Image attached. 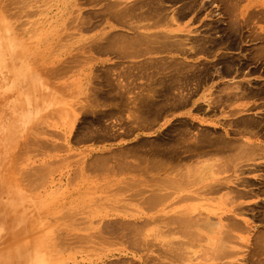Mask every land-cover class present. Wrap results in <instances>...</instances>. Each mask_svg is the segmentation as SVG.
I'll return each instance as SVG.
<instances>
[{"label": "rangeland", "instance_id": "1", "mask_svg": "<svg viewBox=\"0 0 264 264\" xmlns=\"http://www.w3.org/2000/svg\"><path fill=\"white\" fill-rule=\"evenodd\" d=\"M116 1L127 7L117 12L110 5ZM135 1L0 0V39L9 42L17 72L9 83L0 73V258L11 254L10 264L231 262L216 250L219 229L196 246L185 244L189 235L177 229H133L126 221L153 220L144 202L147 175L172 173L177 180L178 169L169 171L170 163L195 145L209 156L188 171L193 184L195 177L204 188L211 179L228 188L258 184L243 179L263 175L264 166L251 167L264 159L244 144L252 142L250 132L264 133V13L252 14L264 0H150L152 6L132 8ZM152 7L161 9L148 13ZM14 85L22 88L23 100L14 95ZM190 107L199 120L171 121L153 141L124 142ZM17 108L29 109L26 124L15 119ZM10 121L17 136L9 133ZM118 137L115 147H97ZM11 138L19 140L13 145ZM155 163L161 166L155 169ZM224 197L218 212L212 210L215 228L238 205L233 194ZM252 210L264 214V203ZM115 219V226L107 224ZM158 220L164 226L169 221ZM233 233L230 241L244 243L229 245L235 260L264 264L262 247L250 245L255 234ZM143 239L149 244L134 245ZM19 246L23 252L17 253Z\"/></svg>", "mask_w": 264, "mask_h": 264}, {"label": "crops", "instance_id": "2", "mask_svg": "<svg viewBox=\"0 0 264 264\" xmlns=\"http://www.w3.org/2000/svg\"><path fill=\"white\" fill-rule=\"evenodd\" d=\"M257 10L264 12V4L262 5V9H257ZM257 115L260 116L261 114H257ZM263 115L264 114H262L261 116H263ZM184 118H190L194 121L199 120V118H196L194 116V111H193L192 107L186 108L182 111L169 113V115L167 117H165L159 125L152 126V127L150 126V128L144 132L132 133L133 135L125 138L124 142L126 144H131V143H134L138 139L139 140L153 141L156 136H159L160 134H162L163 132L166 131V129L169 127L168 124L171 121H176L178 119H184ZM248 137L252 141L250 145L253 149H251V151H253L254 154H258L260 156V159L261 158L264 159V133L252 131V132H250ZM124 142L120 143V144H124ZM118 143H119V137L112 139L110 141H104L103 143L98 144L97 147L110 148V147H115L116 144H118ZM251 151H249L248 153L251 154L252 153ZM206 155H208V154H206ZM206 155H204L203 150L194 149V151H190L189 153L185 152V153L180 154L178 162L174 161L170 164L169 170H171V169L174 170V169L178 168V179H177V181H178V187H179L178 189L179 190L177 192V195H175L176 192L173 191V188H172V186L174 187V185H175L174 183H176V182H174L176 179L174 178V175L172 173L167 175V174H161V173L157 172V173H154L152 175H150V174L147 175L146 181L150 182L151 185L146 190V195L144 196V199H145L144 202L147 205V208L149 209V213H152V216H155V217L153 218L154 220H152V218L150 217V219H148L147 222H143V225L141 228H143L144 226H147L149 228L156 226L157 228L161 227L163 229H166V227H167L168 229H178L179 231L182 232V233H180L181 236L183 235V230H184L185 235L187 236L186 232L189 229L186 226H190L189 228H191L192 226L195 225L198 227L196 228L194 226L195 229H194V227H192V229L195 230L196 232L198 231L200 233L199 237H197L198 232L195 233V231H194L193 233L196 236L190 235L189 236V242L186 241L185 244L194 243V244H196V246H199L201 244L208 243L209 237L212 233L210 226H212V225H213V227L215 226V222L217 221L216 217H218L217 215L214 214L215 212H213V211L217 210V212H218V210H219L218 204H219L220 200H222V197L225 196V193L229 192V193L233 194V196L237 200L238 205L236 207V210H234V211H230L231 210L230 208L227 209L228 211H226V213L224 215V217H225L224 219L226 220V223H227V224L226 223H224V224H226V232H228L227 234L224 233L225 234L224 238L227 239V241L224 244L226 245V247L228 246V248H226L224 250V254H226L228 256V258H229V256L232 257L230 260L231 262L229 264H244L245 262L243 260H238V262L235 260L236 259V257L234 256L235 250L229 248V245H233V246L236 245L237 246V245H243L244 243H240V244L237 243L236 244L235 241L231 242L230 240H232L234 238V236L232 235L230 237L229 235L231 232H234V231H239V232H243V233L250 232L252 234H255V237H253L252 241L250 240V245H251V247L260 246V247H262V250L264 252V214H259L258 216L257 215L255 216L254 215L255 213L252 210L255 205H259L261 203H264V174L263 175L248 174L249 176H246L243 179L244 182L253 181V182H258V184H254V185L247 184V186H245V187L244 186H237V187L228 188L227 186H220L217 182L218 181L217 179H211L210 184H207L208 186L206 185L208 188L205 186V188H206L205 189L201 178L195 177L194 179H196V181L194 180L195 183L193 184V178L189 177L190 175L187 174V172L189 170L197 169L198 164H197L196 159H198V158L200 159V157H201V161H202V158L204 159V157H206ZM211 157H213V155H211ZM227 157H228V159L230 158L229 155ZM195 160H196L197 166L195 164ZM183 161L186 163H184ZM201 161L199 160L198 162H201ZM182 162H183V164H182ZM193 163L195 164L196 168L193 166L194 165ZM186 164H187V168H186ZM160 166H161L160 163H155L154 168L158 169ZM178 166L179 167L181 166V167L179 168ZM260 166H264V163H259V164H256V166H252L251 170H253L254 168L260 167ZM182 168H184V170H182ZM259 169H261V168H259ZM165 176H167L168 178ZM163 178H165V179H163ZM169 178H174L175 180L169 179ZM179 179L182 182L179 181ZM138 180L144 181V180H140V179H138ZM168 180L169 181L172 180L173 183L169 182ZM167 181H168V183L166 185L165 183ZM186 183H187V185H186ZM170 184H171V187H168V186H170ZM182 184H183V186H181ZM153 187H155V188H153ZM158 191H159V193H158ZM166 191H169L168 192L169 194ZM161 192L162 193L164 192V193L162 194ZM189 194H191L190 195L191 197L188 196ZM192 194L194 197L192 196ZM170 195H171V197H170ZM182 195H184V196H182ZM162 197L164 199H162ZM169 197H170V199H169ZM184 197L185 198L189 197L190 200H189V198H187L188 200H186ZM176 201H177V203H176ZM176 204H177V206H176ZM168 208H171V209H169L170 212L173 211L172 209H175L174 211H176V209H178L177 211H179L180 209H185L187 211V209L192 208V209H195V211H196L195 213H196L197 218L195 217V219L199 218V220H202V219H204L205 216L209 215L212 219L211 222H213V223L209 224L208 222L206 223L204 220H202L200 222L195 220L194 222L191 221V223L189 221L188 222L183 221L184 222L183 223L180 220L181 222L166 223L169 226H167V225L164 226L163 224H161L162 221L156 220V218L157 217L159 218V216L160 217L164 216L165 214H162V212ZM204 209H210V211H212V210L213 211L210 213H207ZM238 212H240L243 215V217H235L234 214L238 213ZM140 222H142V221H139L138 223H140ZM186 222L188 223V225L186 224ZM201 222H202V224H204V226L201 225ZM205 225L207 227L206 229L204 228ZM228 225H229V227H228ZM172 226L173 227L176 226V228H172ZM201 226H203V227H201ZM199 227L201 229H199ZM192 229L190 231H192ZM203 231H205V233ZM254 231H255V233H254ZM192 237H197V238L193 240ZM228 238H229V241H228ZM225 239H224V241H225ZM239 239H242V238H239ZM246 240L248 241L249 238ZM227 251H229V252H227ZM250 252L252 253V255H254L255 250L251 249Z\"/></svg>", "mask_w": 264, "mask_h": 264}, {"label": "bare ground", "instance_id": "3", "mask_svg": "<svg viewBox=\"0 0 264 264\" xmlns=\"http://www.w3.org/2000/svg\"><path fill=\"white\" fill-rule=\"evenodd\" d=\"M169 1H174V0H169ZM178 1V0H177ZM235 1V0H234ZM145 2H148V4H151V6H152V1H150V0H136L131 6H132V8H136L137 6V8H140V4H142V3H145ZM161 2V1H160ZM23 3V2H22ZM2 4V3H1ZM0 4V5H1ZM120 4H122V3H117V1H116V3H111L110 5L112 6V8H117L118 6H120ZM184 4V6H187V4L186 3H183ZM189 4V3H188ZM193 5V4H192ZM150 6V7H151ZM158 6H162L161 4H159ZM236 6V5H235ZM125 7H127V6H125ZM124 7V8H125ZM124 8H117L118 9V11L117 12H120V10H123ZM144 9V8H143ZM142 8H141V10H143ZM149 9V8H148ZM158 9H161V8H158V7H152V8H150L149 10H147V12L149 13V11H150V13H154L153 11H155L156 12V10H158ZM164 9H165V7L163 8V11H164ZM179 9V8H178ZM230 9V8H229ZM46 10V9H45ZM114 10V9H113ZM140 10V11H141ZM165 10H167V8L165 9ZM115 11H116V9H115ZM137 11H139V9L137 10ZM171 11H173V9L171 10ZM188 11V10H187ZM174 12H177V11H175L174 10ZM158 13H160V12H158ZM167 13H168V10H167ZM167 13H164V14H167ZM258 13H264L263 11H257V12H254V13H252V14H254V15H257ZM118 14V13H117ZM155 14H157V13H155ZM260 15V14H259ZM264 16V15H263ZM169 17H171V19L172 20H174L176 17H175V15H173V13H171V15H169ZM120 18H122V16L120 15ZM237 19V18H236ZM176 20V19H175ZM3 21V20H2ZM5 21V20H4ZM37 21V20H36ZM35 21V22H36ZM138 23V22H137ZM137 25V24H136ZM21 27V26H20ZM6 28V26L5 27H3V29H4V31H9L8 29H5ZM137 28V27H136ZM168 28V27H167ZM129 29V28H128ZM168 31V30H167ZM170 31V30H169ZM172 31V30H171ZM170 31V32H171ZM170 32H166V36H171V35H168ZM141 33H143L142 31H141ZM145 33V32H144ZM260 33V32H259ZM11 34V33H10ZM149 33H145L144 34V36H146V37H149V35H148ZM164 34V33H163ZM170 34H172V33H170ZM143 35V34H142ZM259 36H261V34H258ZM11 36V35H10ZM164 36H165V34H164ZM174 36V35H173ZM12 37V36H11ZM155 37V36H154ZM262 37V36H261ZM149 38H151V37H149ZM157 38V37H156ZM168 38V37H167ZM178 38H180V37H178ZM173 39H175V38H173ZM148 40V39H147ZM159 40V39H158ZM180 40V39H179ZM156 41H157V39H156ZM169 41V40H168ZM184 41V40H183ZM183 41H180V42H183ZM164 43V42H163ZM162 43V44H163ZM139 44V43H138ZM179 44V43H178ZM121 45V44H120ZM144 45H146V44H144ZM165 45V44H164ZM173 45V44H172ZM174 45H176V44H174ZM181 45V44H180ZM122 46V45H121ZM148 46V45H147ZM171 46V45H170ZM183 46V45H182ZM185 46V45H184ZM18 47V46H17ZM146 47V46H145ZM145 47L143 48V49H145ZM172 47H174V46H172ZM177 47V46H176ZM180 47V46H179ZM121 48V47H120ZM147 48V47H146ZM180 48H182V47H180ZM179 48V49H180ZM185 48V47H184ZM135 50V49H134ZM181 50V49H180ZM184 50V49H183ZM182 50V51H183ZM17 52V51H16ZM18 52H20L19 50H18ZM140 53V52H139ZM15 54V53H14ZM15 57H16V55H14ZM21 56V55H20ZM130 57H133V56H130ZM168 57V56H167ZM17 58V57H16ZM162 60V59H161ZM15 63H16V59L14 60L12 57H11V52H10V49H9V42L4 38V37H1V39H0V73H3L4 75H5V78L4 79H8V83L9 82H12V81H14V79L16 80V71H15ZM153 69V68H152ZM165 70V69H164ZM218 72V71H217ZM190 73V72H189ZM4 81V80H3ZM27 83V82H26ZM5 84V83H4ZM234 85V84H233ZM31 86V85H30ZM126 86V85H125ZM20 87V86H19ZM19 87H16L15 85H14V90L16 91V94H14V95H16L17 97H20V100H23V96L21 97V94H22V92H23V90H22V88H19ZM119 87V86H118ZM234 87V86H233ZM31 88V87H30ZM238 89H239V87H238ZM240 90V89H239ZM176 91H178V90H176ZM181 91V90H180ZM18 92H19V94H18ZM32 92V91H31ZM185 92V91H184ZM152 93H153V91H152ZM181 93V92H180ZM32 95V94H31ZM149 97V96H148ZM33 98V97H32ZM19 99V98H18ZM138 101V100H137ZM37 102H38V100H37ZM21 103V102H20ZM29 103V102H28ZM24 104V103H23ZM30 104V103H29ZM15 105V104H14ZM16 105H17V103H16ZM22 105V104H21ZM131 105V104H130ZM137 105V104H136ZM18 106V105H17ZM25 106V105H24ZM22 106H20V108H21ZM20 108H17L16 110H15V116H16V120L18 121V122H25V124L28 122V120H29V115H28V111H29V109H28V111H27V109L25 110V109H20ZM130 108V107H129ZM139 112V111H138ZM57 114V113H56ZM35 115V117L37 116V114H34ZM134 115V114H133ZM139 115V114H138ZM71 116V115H70ZM34 117V116H33ZM141 117V116H140ZM145 117V116H144ZM68 119V118H67ZM45 121V120H44ZM47 121V120H46ZM73 121V120H72ZM16 122H9L8 123V125H7V127L8 128H10V132L9 133H13V134H15V132H16ZM37 123H35V125H36ZM28 125V124H27ZM46 125V124H45ZM50 125V124H49ZM33 127V126H32ZM35 128H36V126H35ZM156 129V128H155ZM25 130V129H24ZM37 130H39V128L37 129ZM33 131V130H32ZM200 132L202 131V130H199ZM20 132V131H19ZM34 132H36L35 130H34ZM198 132V131H197ZM197 132H194V133H196L197 134ZM203 132V131H202ZM206 133V132H205ZM4 134V133H3ZM30 134V132L28 133V135ZM37 134V133H36ZM200 134V133H199ZM5 135V134H4ZM16 135V134H15ZM23 135H25V134H23ZM17 136V135H16ZM26 136V135H25ZM196 136V135H195ZM6 138H7V136H6ZM9 138H10V135H9ZM19 138V137H18ZM8 139V138H7ZM12 139V140H11ZM10 139V142H11V144L13 143V145H15L17 142H18V140L19 139H17L16 138V142H15V140L13 139V138H11ZM191 139H193V138H191ZM196 139V138H195ZM195 139H193V140H195ZM29 140V139H28ZM27 140V141H28ZM197 140V139H196ZM247 142H245V144L244 145H246V146H251L250 144L251 143H248V141L249 140H246ZM191 142V141H190ZM250 142V141H249ZM4 143V142H3ZM222 144H223V142H221ZM235 143V142H234ZM224 145H227L226 143L224 144ZM234 145V144H233ZM258 145V144H257ZM7 146V145H6ZM4 147H5V145H4ZM12 148H13V146H11ZM224 147V146H223ZM9 148V147H8ZM69 148V147H68ZM262 148V147H261ZM195 149H200V147L199 146H196L195 145ZM211 149V148H210ZM227 149H228V147H227ZM238 149V148H237ZM244 149H245V147H244ZM246 149H251V148H246ZM225 150V149H224ZM251 151V150H250ZM44 152V151H43ZM234 152H236V151H234ZM245 152V151H244ZM252 153H253V151H251ZM228 153V152H227ZM226 153V154H227ZM6 155V154H5ZM222 155V154H221ZM228 155V154H227ZM235 155V154H234ZM252 155V154H251ZM256 155H258V154H256ZM140 156V155H139ZM139 156H137V158L139 157ZM207 156V155H206ZM209 156V155H208ZM216 156V155H215ZM214 156V157H215ZM226 156V155H225ZM236 156L238 157V155H237V153H236ZM236 156H233V157H235V158H237ZM248 156V155H247ZM199 157V156H198ZM203 157V156H202ZM218 157V156H217ZM216 157V158H217ZM240 157V156H239ZM250 157V156H249ZM125 158H126V156H125ZM148 158V157H147ZM197 158V157H196ZM207 157H205L204 158V160L206 161V160H208V159H206ZM211 158H213V157H211ZM230 158H231V160H232V157L230 156ZM230 158H229V160H230ZM244 158H246V157H244ZM130 159H132V158H130ZM199 159V158H198ZM198 159H196L197 160V164H200V163H202L204 160H202L201 161V157H200V161L201 162H198L199 160ZM203 159V158H202ZM226 159V158H225ZM228 159V158H227ZM241 159V158H240ZM239 159V160H240ZM196 160H195V164H196ZM211 159H209V161H210ZM213 160H214V158H213ZM230 160V161H231ZM234 160V159H233ZM244 160V159H243ZM249 160V159H248ZM133 161V160H132ZM134 161H136L135 159H134ZM133 161V162H134ZM237 161H238V158H237ZM240 161H242V160H240ZM239 161V162H240ZM137 162V161H136ZM148 162V161H147ZM184 162V161H183ZM183 162H182V164H183ZM233 162V161H232ZM235 162V161H234ZM233 162V163H234ZM243 162V161H242ZM138 163V162H137ZM149 163V162H148ZM184 163H186V162H184ZM224 163H227V161H225ZM229 163V162H228ZM227 163V164H228ZM168 164V163H167ZM171 164V163H170ZM194 164V163H193ZM195 164L193 165L195 168H196V166H197V164H196V166H195ZM226 164V165H227ZM231 164V163H230ZM142 165V164H141ZM191 165V164H190ZM207 165V164H206ZM218 165V164H217ZM220 165L222 166V164L220 163ZM237 164H235V166H236ZM38 166V165H37ZM50 166V165H49ZM143 166H145V165H143ZM175 166V165H174ZM184 166V165H183ZM210 166H211V164H210ZM213 166H214V164H213ZM224 166V165H223ZM227 166H229V164L227 165ZM142 167V166H141ZM179 167V166H178ZM181 167V166H180ZM179 167V168H180ZM192 167V166H191ZM225 167V166H224ZM224 167H222V168H224ZM47 168V167H46ZM167 168V167H166ZM165 168V169H166ZM186 168H187V164H186ZM197 168H200V167H197ZM212 168V167H211ZM229 168V167H228ZM148 169V168H147ZM174 169V168H173ZM178 169V168H177ZM217 169H218V167H217ZM172 170V169H171ZM171 170H169V171H171ZM175 170V169H174ZM174 170H172V172L174 171ZM182 170H184V168H182ZM192 171V170H191ZM213 171H214V169H213ZM181 172V171H180ZM210 172V171H209ZM182 173V172H181ZM220 173V172H219ZM187 174H189L188 172H187ZM194 174H195V172H194ZM193 174V175H194ZM142 175V174H141ZM139 176V175H138ZM188 176V175H187ZM194 176H196V175H194ZM84 177V176H83ZM162 177V176H161ZM165 177H167V176H165ZM190 177V176H189ZM192 177V176H191ZM205 177V176H204ZM168 178V177H167ZM187 178V177H186ZM136 179V178H135ZM163 179H165V178H163ZM169 179H174V178H169ZM176 179V178H175ZM174 179V180H175ZM141 180V179H140ZM144 180V179H143ZM161 180V179H160ZM139 181V180H138ZM169 181V180H168ZM168 181L165 183L166 185H167V183H168ZM177 180H175L174 182H176ZM179 181H181L180 179H179ZM188 181V180H187ZM195 181H196V179H195ZM169 182H172L173 183V181L171 180V181H169ZM178 182V181H177ZM177 182L176 183H174V184H177ZM182 182V181H181ZM180 183V182H179ZM184 183V182H183ZM219 183V182H218ZM210 184V183H209ZM220 184V183H219ZM173 185V184H172ZM186 185H187V183H186ZM190 185V184H189ZM215 185V184H214ZM165 186V185H164ZM175 187H173L172 186V188H176L177 186L176 185H174ZM181 186H183V184L181 185ZM203 186V185H202ZM208 186V185H207ZM206 186V187H207ZM220 186H221V184H220ZM135 187V186H134ZM168 187H171V184H170V186H168ZM186 187V186H185ZM153 188H155V187H153ZM161 188V187H160ZM208 188V187H207ZM206 189V188H205ZM156 191V190H155ZM171 191V190H170ZM152 192V191H151ZM167 193L169 192V191H166ZM202 192V191H201ZM204 192V191H203ZM207 192V191H206ZM209 192V191H208ZM153 193V192H152ZM155 193V192H154ZM158 193H159V191H158ZM162 193V192H161ZM164 193V192H163ZM162 193V194H163ZM156 194V193H155ZM169 194V193H168ZM235 194V193H234ZM143 195V194H142ZM167 195V194H166ZM185 195V194H184ZM184 195H182V196H184ZM191 194H189L188 196H190ZM139 196V195H138ZM169 196V195H168ZM186 196V195H185ZM192 196H193V194H192ZM136 197V196H135ZM166 197V196H165ZM170 197H171V195H170ZM170 197H169V199H170ZM191 197V196H190ZM194 197V196H193ZM167 198V197H166ZM185 198V197H184ZM187 198H189V197H186L185 199L186 200H188ZM197 198V197H196ZM225 198V197H224ZM162 199H164L163 197H162ZM180 199V198H179ZM199 199V198H198ZM201 199V198H200ZM160 200V199H159ZM189 200H190V198H189ZM143 202V201H142ZM177 203V202H176ZM174 204V203H173ZM162 205V204H161ZM134 210V209H133ZM138 210V209H137ZM141 210V209H140ZM182 212H181V211ZM179 211L181 212H179V211H171V212H169L168 214H166V215H164L163 216V219L166 217L169 221H167V223H176V222H185V221H189L190 223H191V221L192 222H194L195 220L196 221H202V220H204L206 223L208 222L209 224L210 223H213V222H211V217L209 218V217H207V218H205L204 217V219H202V220H199V218L198 219H195V217H196V211H195V209H187V211L185 210V209H180ZM185 210V211H184ZM200 210V209H199ZM136 211V210H135ZM161 211V210H160ZM131 212V211H130ZM140 212V211H139ZM88 213V212H87ZM131 214V213H130ZM133 214V213H132ZM174 214V215H173ZM176 214V215H175ZM238 214H239V212H238ZM136 215V214H135ZM173 215V216H172ZM157 216V215H156ZM239 216V215H238ZM141 217H143V216H141ZM155 217V216H154ZM200 217V216H199ZM4 218H5V216H4ZM149 218V217H148ZM160 218V217H159ZM197 218V217H196ZM141 220H142V218H141ZM154 220V219H153ZM157 220H158V217H157ZM181 220V221H180ZM111 221H113V222H108L107 224L109 225V226H115L116 224H115V222H118V221H116V219L115 220H111ZM140 221V220H139ZM139 221H137V222H129V221H126L127 223H128V225L131 227V226H133L134 228L133 229H139V228H141V226L143 225V222L145 221H147V219L145 220V218H144V221L143 222H140V223H138ZM203 221V222H204ZM233 221V220H232ZM91 222V221H90ZM121 222H123V221H121ZM120 222V223H121ZM125 222V223H126ZM183 222V223H184ZM186 222V224L188 225V223ZM217 222V221H216ZM124 223V224H125ZM126 223V224H127ZM220 221H219V225H220ZM106 224V223H105ZM196 224V223H195ZM199 224V223H198ZM227 224V223H226ZM150 225V224H149ZM148 225V226H149ZM201 225H203L204 226V224H202V222H201ZM217 225V224H216ZM179 226V225H178ZM195 226V225H194ZM194 226H192V227H194ZM203 226H201V227H203ZM208 226V225H207ZM156 227V226H155ZM184 227V226H183ZM189 230V234H187V235H191V234H193V235H191V236H196V235H194V233H192L190 230L192 229V227L191 228H189L190 226H186ZM196 228L198 227V226H195ZM195 227H194V229H195ZM209 227V226H208ZM213 227V225L212 226H210V228H211V230H213V229H219V230H221L220 232V237L218 238V240L219 241H217V242H219L220 243V247H218L219 246V244L218 243H216L217 244V247H218V249H216V247L214 246V248L218 251V250H221V253H224V249H225V242L227 241V239H225L224 237V233H228V232H222V231H224L223 229H226V226L223 224V226H220V227H218V228H215L216 226H214V228H212ZM228 227H229V225H228ZM227 227V228H228ZM144 228V227H143ZM167 228V227H166ZM170 228V227H169ZM172 228H176V226L175 227H173L172 226ZM181 228V227H180ZM205 229L207 228L206 227V225H205V227H204ZM232 228V227H231ZM114 229V228H113ZM160 229H161V227H160ZM199 229H201L200 227H199ZM21 231H22V229H20ZM144 230V229H143ZM165 230V229H164ZM163 230V231H164ZM178 230V229H177ZM193 230V229H192ZM218 230V231H219ZM233 230V229H232ZM168 231V230H167ZM184 231V230H183ZM193 231H195V230H193ZM216 231V230H215ZM245 231V230H244ZM156 232V231H155ZM179 233H182L181 231H178ZM185 232V231H184ZM191 232V233H190ZM198 232V231H197ZM196 231H195V233H197ZM231 232V231H230ZM187 233V232H186ZM212 233H214L215 234V232H212ZM211 233V234H212ZM133 234H135V233H133ZM141 234V233H140ZM163 234H164V232H163ZM183 234H185V233H183ZM198 234V236L197 237H199V232L197 233ZM218 234H219V232H218ZM224 234V235H223ZM234 233L233 232H231L230 233V237L233 235ZM136 235V234H135ZM216 235V234H215ZM145 236V235H144ZM154 236V235H153ZM168 236V235H167ZM185 236V235H184ZM224 236V237H223ZM234 236V235H233ZM180 237V236H179ZM197 237H192V239L194 240V239H196ZM143 238V237H142ZM233 238V237H232ZM199 239V238H198ZM224 239H225V241H224ZM144 240V239H143ZM154 240V239H153ZM211 240V239H210ZM216 240V239H215ZM42 241V240H41ZM105 241V240H104ZM146 240H144V241H136L135 240V242H134V245L136 246H141V244H143V245H147V243H148V240L145 242ZM171 241V240H170ZM178 241V240H177ZM228 241H229V238H228ZM172 242V241H171ZM201 242V241H200ZM213 242V241H212ZM232 242V241H231ZM172 243H174V242H172ZM210 243V242H209ZM149 244V243H148ZM211 244V243H210ZM40 245H41V242H40ZM70 245V244H69ZM153 245V244H152ZM170 245V244H169ZM177 245V244H176ZM181 245V244H180ZM194 245H196V244H194ZM102 246V245H101ZM134 246V247H135ZM136 246V247H137ZM172 246V245H171ZM175 246V245H174ZM173 247V246H172ZM149 248V247H148ZM178 248H180L181 249V247L180 246H178ZM103 249V248H102ZM173 249V248H172ZM107 250H108V248H107ZM182 250V249H181ZM177 251V250H176ZM179 251V250H178ZM177 251V252H178ZM223 251V252H222ZM18 252H23V247L22 246H19V249H18V251H17V253ZM42 252V251H41ZM206 252V251H205ZM216 252V251H215ZM227 252H229V251H227ZM179 253H181L182 255H183V253L180 251ZM165 254V253H164ZM10 256H11V254H10ZM10 256L8 257V256H3V258L0 260V264H10V259H12V258H10ZM175 256V255H174ZM224 256V255H223ZM19 257H23L22 255H19ZM169 257V256H168ZM171 257V256H170ZM169 257V258H170ZM178 257V256H177ZM179 257H182V256H179ZM185 257V256H184ZM6 258H8L7 260H6ZM215 258V257H214ZM168 259V258H167ZM219 259H220V257H219ZM171 260V259H170ZM174 260V259H173ZM179 260V259H178ZM181 260V259H180ZM183 260V259H182ZM185 261H186V259H185ZM173 262V261H172ZM229 264V263H228Z\"/></svg>", "mask_w": 264, "mask_h": 264}]
</instances>
